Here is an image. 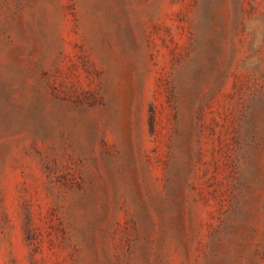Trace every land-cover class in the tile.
I'll return each mask as SVG.
<instances>
[{
	"label": "rangeland",
	"instance_id": "obj_1",
	"mask_svg": "<svg viewBox=\"0 0 264 264\" xmlns=\"http://www.w3.org/2000/svg\"><path fill=\"white\" fill-rule=\"evenodd\" d=\"M0 264H264V0H0Z\"/></svg>",
	"mask_w": 264,
	"mask_h": 264
}]
</instances>
